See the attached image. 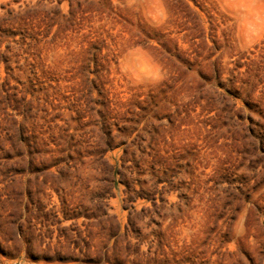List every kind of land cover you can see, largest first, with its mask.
Wrapping results in <instances>:
<instances>
[{
	"label": "rangeland",
	"instance_id": "obj_1",
	"mask_svg": "<svg viewBox=\"0 0 264 264\" xmlns=\"http://www.w3.org/2000/svg\"><path fill=\"white\" fill-rule=\"evenodd\" d=\"M0 264H264V0H0Z\"/></svg>",
	"mask_w": 264,
	"mask_h": 264
}]
</instances>
